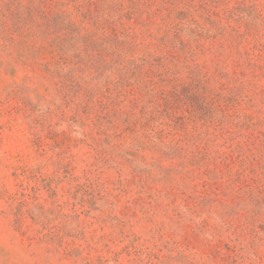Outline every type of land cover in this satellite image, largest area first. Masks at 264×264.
I'll use <instances>...</instances> for the list:
<instances>
[{
	"label": "rangeland",
	"instance_id": "rangeland-1",
	"mask_svg": "<svg viewBox=\"0 0 264 264\" xmlns=\"http://www.w3.org/2000/svg\"><path fill=\"white\" fill-rule=\"evenodd\" d=\"M0 264H264V0H0Z\"/></svg>",
	"mask_w": 264,
	"mask_h": 264
}]
</instances>
